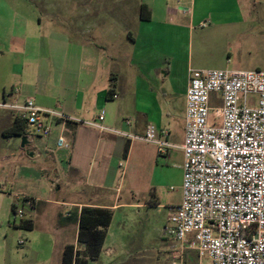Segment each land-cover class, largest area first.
<instances>
[{
	"label": "crops",
	"instance_id": "crops-1",
	"mask_svg": "<svg viewBox=\"0 0 264 264\" xmlns=\"http://www.w3.org/2000/svg\"><path fill=\"white\" fill-rule=\"evenodd\" d=\"M104 1L0 0V28H16L19 31L15 35L11 31L9 40H0V99L11 103L32 99L41 108L77 119L63 121L57 117L50 118L56 125L53 130L56 135L55 148L66 149L69 170H66V176L69 174L70 178H80L92 191L84 201L47 200L37 193L30 195L33 202L31 210L48 202L63 207L62 213H58L62 221L59 227L66 236L58 249L56 260L52 261L54 241L51 232L43 228L38 230V235L44 238V246L34 264H61L62 251L67 244H74L81 249L76 240L79 213L83 205L111 209V221L116 209L136 205L127 199L121 200L118 192L123 174L131 165L136 147L134 142L140 140H130L95 128L89 123L98 122L100 111L104 112L103 120L100 121L103 126L135 135H141L145 126L153 123L158 129L168 132L169 142L179 146L183 141L186 87L192 69V43L185 81L181 88L174 89L178 95L175 107L169 109L164 99L168 92L166 80L170 72L167 62L170 58L175 60L179 49L183 47V30L192 34L193 29L203 23V18L208 14H212L210 16L217 24L238 27L245 21L241 14L243 8L236 0H228V6H218V0H112L118 31L115 34L110 32V39L99 40V24L93 20L98 18L99 13L102 14L99 6ZM211 1H216L214 6H211ZM141 4L149 9L150 19L139 18ZM59 13H69V17L72 13H80V24L76 26L86 30L80 32V40L53 28V21ZM171 15H174L173 18ZM42 25H47L43 33L40 30ZM90 34L91 38L86 37ZM170 41L172 46H169ZM204 47L202 40L195 41L196 50ZM113 93L116 95L114 98L111 96ZM14 118L13 111L0 108L2 137V131L11 125ZM126 120L130 122L126 123ZM26 133L33 136L32 141L26 143L27 155L43 158L44 162L53 164L52 151L47 147V140L52 138L41 136L29 126ZM59 135L65 137L68 147H56ZM171 135L174 136L170 140ZM179 135L181 143L178 142ZM127 142L129 147L124 157L123 150ZM155 153L154 145L148 156H153L157 161ZM139 154L146 156L145 152ZM158 156L164 157L165 162L171 160L178 167L183 162L180 148H172L166 155ZM161 166L168 167L164 164ZM20 168H24L21 161L11 164L14 172L19 173ZM163 173L167 175L168 172ZM50 187H53L52 181ZM26 220L31 222L29 230H32L33 221ZM110 226L111 222L99 256L89 264H134L131 255L135 251L108 240ZM172 242L174 247L171 249L176 250L177 244L173 239ZM140 264H147V261L142 259Z\"/></svg>",
	"mask_w": 264,
	"mask_h": 264
},
{
	"label": "rangeland",
	"instance_id": "rangeland-1",
	"mask_svg": "<svg viewBox=\"0 0 264 264\" xmlns=\"http://www.w3.org/2000/svg\"><path fill=\"white\" fill-rule=\"evenodd\" d=\"M216 1H211V6H214ZM236 3L243 8L241 14L245 18L244 23L238 27L217 24L210 16L212 14H208L203 18V23L193 29L192 34H188L185 29L183 34L181 32L183 47H179L175 60L170 58L167 62L170 72L166 80L168 92L164 101L168 102L169 109L172 110L178 101L174 89L181 88L186 78V65L191 54L190 43L193 44L190 66L192 69L264 70V0H236ZM221 4L228 6L230 2L218 0V6ZM187 5L180 4V6ZM99 11L102 14L99 13L98 18L93 20L97 22L95 24H99V40L110 39L112 37L110 32L115 34L118 31L114 22L115 10L112 0H105L99 6ZM79 15L80 13H72L69 17V13H59L53 21V28L65 32L68 37H77L80 40V32L86 30L76 26L80 24ZM173 16L171 15L172 18ZM216 16L220 15L216 14ZM46 26L42 25L41 33L45 31ZM11 31L14 35L19 33L16 28L1 27L0 40H9ZM88 36L91 38V34L86 37ZM196 40H202L205 47L196 50ZM209 42L210 46H208ZM171 43L170 41L169 46H172ZM257 99L256 95H248L245 100L246 105L255 107ZM55 126V123L50 121L51 131L46 136L52 138L47 140V147L52 151L53 164L44 162L43 158L29 157L26 153L28 144L22 147L21 137L5 138L0 135V264L36 263L40 249L44 246V238L38 235V230L42 228L51 232L54 241L52 261L56 260L58 249L66 239L59 227L62 221L58 213H62L63 207L48 202L41 203L36 210H31L23 203L24 197L29 198L30 195L37 193L42 199L47 200L84 201L92 193L80 178H70L69 174L68 177L66 176L67 152L66 149L55 148L56 135L53 134ZM173 136L171 135L169 139L171 140ZM178 138V142L181 143L180 135ZM35 144L38 146L39 143L36 141ZM134 144L136 147L132 154L131 165L127 168L126 174H123L124 179L118 194L120 193L121 200L127 199L136 205L122 206L114 211L108 240L113 241L117 246L135 251L131 255L134 264H140L142 259H145L147 264L178 262L179 259L174 257L179 254L178 250H172L174 243L170 236L163 233V227L169 215L167 205L181 200L182 165L178 167L177 164H172L171 160L165 162L164 157L156 153L157 161L153 156L149 157L148 154L154 146L150 143L135 141ZM139 152H145L146 156L140 155ZM20 161L23 162L24 168H20L19 173L12 171L11 164ZM121 161L123 163V159ZM162 164L168 167L163 168ZM163 171H167V175H163ZM50 181L53 182L52 188ZM12 204L23 210L22 220L33 221L32 230L19 226L21 220L12 212ZM20 240L24 243L19 244ZM183 257L185 261L195 260L196 252L183 251Z\"/></svg>",
	"mask_w": 264,
	"mask_h": 264
},
{
	"label": "built area",
	"instance_id": "built-area-1",
	"mask_svg": "<svg viewBox=\"0 0 264 264\" xmlns=\"http://www.w3.org/2000/svg\"><path fill=\"white\" fill-rule=\"evenodd\" d=\"M248 95L257 96L255 107L246 105ZM0 108L24 118L44 137L51 131V117L77 120L41 108L32 99L0 101ZM103 117L100 111L98 122L89 125L152 143L158 155L172 148L182 151L181 200L167 207L163 227L177 244L174 257L179 261L172 264H264V70L191 69L179 146L153 123L135 135L103 126ZM32 137L27 134L29 141ZM56 147H68L63 135ZM23 203L32 208V199L24 197ZM14 214L24 217L17 206ZM186 250L196 252L195 260L182 258Z\"/></svg>",
	"mask_w": 264,
	"mask_h": 264
},
{
	"label": "trees",
	"instance_id": "trees-1",
	"mask_svg": "<svg viewBox=\"0 0 264 264\" xmlns=\"http://www.w3.org/2000/svg\"><path fill=\"white\" fill-rule=\"evenodd\" d=\"M139 18L150 19V11L145 4L140 5ZM111 90H109L110 92ZM27 132V123L24 118L15 117L9 127L2 131L5 138L22 136ZM129 142L124 146V157L128 152ZM15 212V204L11 205ZM112 211L106 207L83 205L80 208L76 244L81 246L78 249L74 244L64 246L61 256V264H89L96 259L102 249L106 236V230L111 222ZM20 227L30 229L32 224L28 220H21Z\"/></svg>",
	"mask_w": 264,
	"mask_h": 264
},
{
	"label": "water",
	"instance_id": "water-1",
	"mask_svg": "<svg viewBox=\"0 0 264 264\" xmlns=\"http://www.w3.org/2000/svg\"><path fill=\"white\" fill-rule=\"evenodd\" d=\"M21 146L23 147L29 140L27 139V133L21 136Z\"/></svg>",
	"mask_w": 264,
	"mask_h": 264
}]
</instances>
